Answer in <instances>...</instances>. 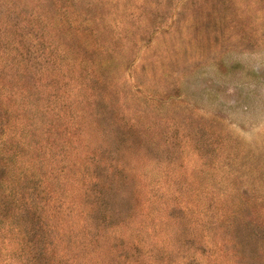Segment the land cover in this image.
I'll return each instance as SVG.
<instances>
[{"label": "rangeland", "instance_id": "374dc122", "mask_svg": "<svg viewBox=\"0 0 264 264\" xmlns=\"http://www.w3.org/2000/svg\"><path fill=\"white\" fill-rule=\"evenodd\" d=\"M0 264H264V0H0Z\"/></svg>", "mask_w": 264, "mask_h": 264}]
</instances>
